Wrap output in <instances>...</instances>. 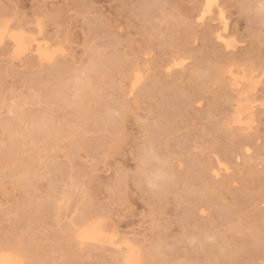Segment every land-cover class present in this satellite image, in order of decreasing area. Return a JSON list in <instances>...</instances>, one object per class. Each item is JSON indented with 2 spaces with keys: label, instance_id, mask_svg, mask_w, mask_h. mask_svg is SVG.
Returning a JSON list of instances; mask_svg holds the SVG:
<instances>
[{
  "label": "rangeland",
  "instance_id": "rangeland-1",
  "mask_svg": "<svg viewBox=\"0 0 264 264\" xmlns=\"http://www.w3.org/2000/svg\"><path fill=\"white\" fill-rule=\"evenodd\" d=\"M204 1L0 0V24L55 51L0 42V252L124 264L122 240L140 264H264V0L199 19ZM230 71L251 76L249 124L229 123ZM92 219L114 246H79Z\"/></svg>",
  "mask_w": 264,
  "mask_h": 264
},
{
  "label": "bare ground",
  "instance_id": "bare-ground-1",
  "mask_svg": "<svg viewBox=\"0 0 264 264\" xmlns=\"http://www.w3.org/2000/svg\"><path fill=\"white\" fill-rule=\"evenodd\" d=\"M215 3H216V0H205L200 10L199 19H204L206 16L207 17L210 16L209 18H211L210 14L213 12L212 7ZM218 12H219L217 15L218 23L221 24L222 30H225L227 26V23L225 20L226 18L224 17L222 11H218ZM220 32L221 31L217 32L218 39L223 40V42L225 41L224 43H226L227 42L225 40L226 36L224 35L225 36L224 37L223 35H221ZM5 37L9 38V40L11 41L13 53L15 55H21L24 52L31 49L35 53L37 60H39L40 62L51 61L55 56V51L49 50L45 46L46 44L45 45L43 44L44 42L38 41V39L35 38L34 36H27L26 33H22L16 30L15 31L10 30L8 29L7 25L0 24V42ZM181 64H182L181 61L179 62L176 61L173 63V65H181ZM168 68L170 69V67ZM230 74H232V75H229V77L231 76L230 77L231 84L234 87H236L238 90H237L236 105H235L233 115L231 116L229 123L237 125V126L243 125V124H249L252 120V106H251V103L248 102V100L245 97L248 95L247 93L250 91L249 89L250 85L249 86L247 85L251 81V78H250L251 76H249L250 74L246 75V71H245V74H242V75L233 74L232 71H230ZM194 76L195 75H191L190 78L192 79L194 78ZM138 82H139V76L136 75V78L132 83L131 89H133L137 85ZM244 84L246 85V87ZM243 85L245 89L242 87ZM245 99L247 102L245 101ZM246 117L247 119L245 120ZM41 125L42 124H40V126ZM221 169H222V165H219L217 168L216 167L213 168L212 172L214 175H218ZM74 238L79 244V246L85 243H96L100 245L101 244L103 245L112 244L114 246V244L117 243L116 241L113 244L114 235L107 232V229L104 227L103 223L98 219L97 220L96 219L87 220V222L84 223L82 226H78L74 231ZM133 245L134 244H130L127 241L122 242V240H121V243H119L118 241L116 245L117 248L119 249L118 252L120 251V254H121L120 257L122 261L124 262V264H140V253ZM0 264H22V262L16 255L12 254L11 252L2 251L0 252Z\"/></svg>",
  "mask_w": 264,
  "mask_h": 264
}]
</instances>
